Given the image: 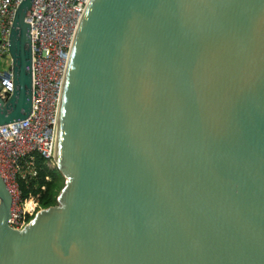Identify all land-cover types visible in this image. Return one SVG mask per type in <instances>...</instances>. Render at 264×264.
Instances as JSON below:
<instances>
[{
    "label": "water",
    "instance_id": "95a60500",
    "mask_svg": "<svg viewBox=\"0 0 264 264\" xmlns=\"http://www.w3.org/2000/svg\"><path fill=\"white\" fill-rule=\"evenodd\" d=\"M31 3L0 124L31 110ZM76 31L64 185L17 229L0 175V264H264V0H89Z\"/></svg>",
    "mask_w": 264,
    "mask_h": 264
},
{
    "label": "built area",
    "instance_id": "2783aa9c",
    "mask_svg": "<svg viewBox=\"0 0 264 264\" xmlns=\"http://www.w3.org/2000/svg\"><path fill=\"white\" fill-rule=\"evenodd\" d=\"M20 1L0 0V65L8 56V66L0 67V97L4 101L13 92L9 34ZM88 2L32 0L26 11L31 39V110L24 118L0 124V175L11 194L7 221L13 228H23L32 218L27 217L32 209L26 208V201L22 202L20 198L19 178L36 173L34 152L44 156L46 163L55 159L69 53Z\"/></svg>",
    "mask_w": 264,
    "mask_h": 264
},
{
    "label": "trees",
    "instance_id": "16d2710c",
    "mask_svg": "<svg viewBox=\"0 0 264 264\" xmlns=\"http://www.w3.org/2000/svg\"><path fill=\"white\" fill-rule=\"evenodd\" d=\"M36 173L27 178H19L20 198L22 202L35 198L32 211L27 217H33L41 207L57 203V196L64 185L65 177L57 167L46 163V158L39 152H34Z\"/></svg>",
    "mask_w": 264,
    "mask_h": 264
},
{
    "label": "rangeland",
    "instance_id": "374dc122",
    "mask_svg": "<svg viewBox=\"0 0 264 264\" xmlns=\"http://www.w3.org/2000/svg\"><path fill=\"white\" fill-rule=\"evenodd\" d=\"M3 61H5V63L3 64V65H0V67L1 68H5V67H7L8 66V56H6L4 59H3ZM47 164L49 165V166H51V167H57V164H56V160L55 159H50V160H48L47 161ZM18 198V197H17ZM31 201V200H30ZM29 201V202H30ZM31 206H33V205H31Z\"/></svg>",
    "mask_w": 264,
    "mask_h": 264
},
{
    "label": "bare ground",
    "instance_id": "6f19581e",
    "mask_svg": "<svg viewBox=\"0 0 264 264\" xmlns=\"http://www.w3.org/2000/svg\"><path fill=\"white\" fill-rule=\"evenodd\" d=\"M77 32V31H76ZM76 34V33H75ZM74 40V39H73ZM75 40H76V38H75ZM70 54V53H69ZM69 61V60H68ZM68 65V64H67ZM59 127H60V121H59ZM59 127H58V130H59ZM58 135H59V131H58ZM57 138H58V136H57ZM57 149H58V141H57V147H56V154H55V160H56V158H57ZM57 161V160H56ZM57 164V163H56ZM31 205H34V201H33V199H31V201L29 202V201H26V204H25V206H26V208H28V209H30V208H32L33 206H31Z\"/></svg>",
    "mask_w": 264,
    "mask_h": 264
}]
</instances>
